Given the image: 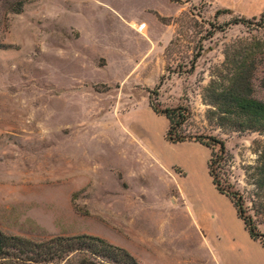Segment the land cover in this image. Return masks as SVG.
Wrapping results in <instances>:
<instances>
[{"label": "rangeland", "instance_id": "1", "mask_svg": "<svg viewBox=\"0 0 264 264\" xmlns=\"http://www.w3.org/2000/svg\"><path fill=\"white\" fill-rule=\"evenodd\" d=\"M263 12L264 0H0V230L98 236L139 264H219L220 224L237 216L207 174L209 148L165 140L148 105L158 86L159 108L190 109L186 132L224 141L229 181L264 232L249 174L264 133L207 118L224 51L264 39L229 22ZM251 86L264 102V60Z\"/></svg>", "mask_w": 264, "mask_h": 264}, {"label": "trees", "instance_id": "2", "mask_svg": "<svg viewBox=\"0 0 264 264\" xmlns=\"http://www.w3.org/2000/svg\"><path fill=\"white\" fill-rule=\"evenodd\" d=\"M254 19V21H252ZM233 17L230 24L264 28V12L258 19ZM264 60V39H239L224 51L221 70L207 87L208 100L217 115L220 127L253 130L264 133V102L251 96V78L257 62ZM158 86L149 90L148 105L154 113L167 120L164 138L170 143L192 141L209 148L206 160L207 174L218 193L231 202L237 217L242 221L249 237L264 247V232L247 213L243 194L229 181L232 163L224 141L214 135L186 132L191 111L185 105L159 108L153 101ZM250 177L254 186L264 190V151L260 152L251 167ZM139 264L124 248L111 244L98 236L81 234L53 236L34 241L8 235L0 230V264Z\"/></svg>", "mask_w": 264, "mask_h": 264}, {"label": "crops", "instance_id": "3", "mask_svg": "<svg viewBox=\"0 0 264 264\" xmlns=\"http://www.w3.org/2000/svg\"><path fill=\"white\" fill-rule=\"evenodd\" d=\"M235 211V210H234ZM236 214V213H235ZM237 216V215H236ZM232 221V220H231ZM233 229L223 222L220 224L222 233L226 239L222 244L221 258L219 264H264V247H257L258 241L249 237L247 231L243 228L242 221L236 217L232 221ZM264 226L260 224L259 227ZM242 227L243 231H240ZM237 228V230H235Z\"/></svg>", "mask_w": 264, "mask_h": 264}, {"label": "built area", "instance_id": "4", "mask_svg": "<svg viewBox=\"0 0 264 264\" xmlns=\"http://www.w3.org/2000/svg\"><path fill=\"white\" fill-rule=\"evenodd\" d=\"M144 27H145V24H144V23H141V24H139V25L136 27V30L140 31V30H142Z\"/></svg>", "mask_w": 264, "mask_h": 264}]
</instances>
